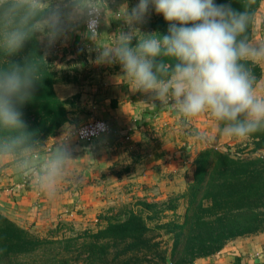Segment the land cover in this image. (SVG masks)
<instances>
[{"label": "clouds", "instance_id": "obj_1", "mask_svg": "<svg viewBox=\"0 0 264 264\" xmlns=\"http://www.w3.org/2000/svg\"><path fill=\"white\" fill-rule=\"evenodd\" d=\"M241 5L239 11L214 0H139L130 9L126 2L113 8L109 0H0V163L10 162L50 199L67 178L73 158L66 137L51 147L42 144L26 130L20 111L45 76L46 59L35 52L22 63L8 58L33 39L51 46L81 24L96 44L95 63L118 62L131 90L150 94L149 106L158 101L171 108L182 125L209 114L223 124L218 132L225 138L264 130V82L255 72L264 66V38L254 37L264 31V13L256 0ZM150 6L170 22L167 34L137 27ZM113 20L123 21L128 31H99Z\"/></svg>", "mask_w": 264, "mask_h": 264}, {"label": "trees", "instance_id": "obj_2", "mask_svg": "<svg viewBox=\"0 0 264 264\" xmlns=\"http://www.w3.org/2000/svg\"><path fill=\"white\" fill-rule=\"evenodd\" d=\"M261 1L256 0L257 7ZM214 2L243 10L241 0ZM169 26L170 22L159 21L155 33L167 34ZM33 52L43 56L35 39L8 59L22 63ZM56 81L48 65L32 98L20 106L26 130L35 139L40 137V142L67 122L64 104L53 89ZM249 137L264 141V130ZM249 157L235 156L228 149L203 148L191 160L195 163L193 183L188 188L191 218L184 225V238L179 240L176 234L170 258L161 243L155 242V231L166 229V225L150 228L141 211H126L124 220H109L105 228L95 234L86 231L83 238H39L0 213V264H193L199 258L211 257L230 240L264 232V156Z\"/></svg>", "mask_w": 264, "mask_h": 264}, {"label": "crops", "instance_id": "obj_3", "mask_svg": "<svg viewBox=\"0 0 264 264\" xmlns=\"http://www.w3.org/2000/svg\"><path fill=\"white\" fill-rule=\"evenodd\" d=\"M109 3L111 7L116 8L122 4V1L109 0ZM122 23L123 21L113 20L109 27L101 25L99 31L112 35L122 30ZM85 33L84 26L81 24L77 31L68 33L66 42L61 43L53 51L51 50L48 56L51 59L50 65L56 71L60 83L63 79L69 85L74 84V81L80 82L81 70L77 68H83L84 65L92 66L93 60L89 58L84 60L82 57L98 51L96 44L88 39ZM254 37L264 38V31L254 32ZM259 68L262 73L261 81L264 82V66H259ZM87 73L94 74L93 71ZM94 76L95 74L86 77L87 80H91ZM60 83L55 90L62 92L63 86ZM128 89L134 94L121 92L122 94L111 95V99H122L114 107L109 105L110 98H107L103 105H95L96 118L106 121L111 130L99 142L98 149H89L91 152H86V150H81L75 142H65L73 161L69 165L67 184L64 186V180L60 183L55 198H48L33 186L21 196L3 192L0 195V212L20 225L34 223L44 229V227H52L55 224L56 215L60 211H67L71 202L76 200L73 192L71 195L69 191L80 188L82 196H78L79 201L84 209L91 213L94 211L92 209L100 210L104 203H107L104 198L99 200L96 195L107 198L117 193V189L122 185L120 179L133 178L131 179L133 182L137 180L148 182L156 179L158 173L165 171L171 173L173 169H180L181 166L176 165V162L183 160H179V157H176L177 161L171 159L173 148L178 145V142L182 144L186 139L182 135L180 123L177 122L178 115H164L163 107H160L158 101L156 107L146 104L152 102L150 94L132 91L130 86ZM124 98L125 101H123ZM87 102L92 104L90 98ZM155 115H158L159 119ZM133 121L136 122V130L132 133L130 141L125 142L123 135L126 133V127ZM66 128L68 126L62 127L64 130ZM122 164L123 169H120ZM3 166L8 170L0 172V177L3 178L4 174L8 175L12 171L16 175L13 178L9 175V183L17 184L22 176L11 170L5 163H0V167ZM130 166L131 170L123 171ZM97 167L99 171L95 170ZM87 168L96 173L89 172L85 176ZM100 177L104 178L103 182ZM8 186L4 179L0 180V188L5 190L10 188ZM193 264H264V232L237 238L215 255L199 258Z\"/></svg>", "mask_w": 264, "mask_h": 264}, {"label": "rangeland", "instance_id": "obj_4", "mask_svg": "<svg viewBox=\"0 0 264 264\" xmlns=\"http://www.w3.org/2000/svg\"><path fill=\"white\" fill-rule=\"evenodd\" d=\"M120 1H122V3L126 2L130 9L132 7H135L139 3V0ZM258 10L260 13H264V0L260 2ZM162 18L163 15L157 14L154 7L150 6L149 11L145 16L144 22L137 25V27L142 33H155V25L159 21L163 22L165 20L164 18ZM121 29L125 32L128 31L124 22L121 25ZM64 42H66V37L59 38L51 46H48L46 41H37L42 51L43 57H45L48 65H50L51 59H49L48 56L51 50L53 51L54 48L58 47L61 43ZM136 43L137 41L134 39L132 41L133 46H135ZM97 55L98 52L95 54H85L84 57H82L84 60H86L87 58L93 60L92 66L84 65L83 68H77L81 70L79 73L80 82L74 81V84L72 85L66 83L65 79H63L62 83H60L56 71L50 65L52 71L55 73V78L57 80L54 84L53 89L58 100L60 102H63L62 104H64L63 110L67 118V122L62 127L68 126V128L64 130L61 127L54 133L53 136H48L43 139L41 141L42 144H46L48 142L49 147H51L50 145L53 144V141H56V139L60 140L62 137L69 136L71 134L73 135V133L81 125L91 120L97 119L95 115V105H103V102L107 98H110L111 95L115 96V94H122L121 92H124V94L131 93V91L128 89V83L123 79L124 73L122 71V66L118 62L112 64H97L95 63ZM90 71H93L95 76L91 78V80H87L86 76L94 75L87 73ZM255 72L258 78L261 79L262 73L259 67L255 68ZM58 83L63 86V94L61 91L58 90V92L57 90H55ZM136 94L139 95L140 93ZM89 98L92 101L91 105L89 102H87ZM120 100H114L110 98L109 105H111V107H114ZM125 100L126 99L124 98L123 101ZM174 115L178 114L175 112ZM155 116L157 119H159L158 115ZM177 122L180 123L179 126L183 131L182 135L186 139L182 144L178 142V145L173 148L171 159L173 161H177L176 157H179V160H183L182 162H176V165L178 164L179 167L181 166L180 169H173L172 171H170L171 173H169L168 171L158 173L156 179H152L148 182H142L138 180L133 182L131 181V179L133 178H123V180L120 179L122 181V185H120V188L117 189V193L109 195L107 198H105V196L96 195L99 200H102L104 198L107 203H104L103 207L100 210H96L95 208L92 209L94 211L91 213L86 211L79 201V197L82 196L79 190L80 188L75 189V191H69L71 195L73 192L76 200L74 199V201L71 202V205L67 211H60L56 215L54 220V222L56 223L52 227H44V229L39 228L40 226H36L34 223H31V225L28 223H23L24 225H20L15 220L8 217L6 214L2 212L0 213L14 222L24 231L39 238H47L49 236H57L60 238H83L82 234L86 231H90L92 234H95L99 230L105 228L108 223L107 221L109 220H124L127 215L126 211H133L134 213L141 211L143 217L145 218V222L149 225L150 228H154L156 225H166V229L155 231L157 234L155 235V237L157 236L155 242L158 241L161 243L162 250H165L167 253L166 256L170 258L172 251H174V238H176V234L179 235V240L184 238V225L186 224L187 220L191 218V213L188 212V204L190 200L188 199V188L193 183L195 163L193 164L190 160L196 158L199 151L203 148H214L222 152L228 149V152L233 153L235 156L240 155L244 158L250 156L249 158H253L254 160L261 158L262 155L264 156V141H262L261 139H254L249 136L246 138H225L218 132V127H222L223 124H218V122L215 121L209 114L200 115L198 118L192 120V122L188 125H182L181 117L178 115ZM128 124L129 125H127L126 127V132L129 128H134L136 130L135 121H133L132 124L131 122ZM199 125L204 128L200 127ZM192 131L195 133V135L192 134ZM197 133L204 134V138H198V136L196 135ZM212 137H215V139H212ZM39 138L37 140H39ZM72 140L73 139L69 140L68 142L76 143V141ZM124 141L129 142L130 140ZM183 146L197 150L193 153L191 151L186 152ZM78 147L82 150L80 146ZM5 165L9 166L11 170L16 172L10 162L5 163ZM120 169H123V164L120 166ZM6 170L8 169H6L5 166L0 167V172H5ZM95 170L99 171L98 167L95 168ZM129 170H131V166L124 169L123 171ZM89 172L96 173L95 171L88 170L87 168L85 176L88 175ZM9 175L11 176L10 178H13L16 174L12 173L11 171V173H9L8 175L4 174L3 178L0 177V180L4 179L6 183H8V187H10H7L8 189H5L1 193L4 192L8 193L9 195L21 196L27 191V189L31 187L30 185L25 189H21L18 186L20 181L17 184L9 183ZM100 179L102 182L104 181V178L100 177ZM67 181V178L64 179V186L67 184ZM94 181L95 179L93 180V182ZM59 222H61V224H59V226H56V224H58ZM235 239L230 240L226 245H228ZM176 259L177 255L175 252L172 260L175 262Z\"/></svg>", "mask_w": 264, "mask_h": 264}, {"label": "built area", "instance_id": "obj_5", "mask_svg": "<svg viewBox=\"0 0 264 264\" xmlns=\"http://www.w3.org/2000/svg\"><path fill=\"white\" fill-rule=\"evenodd\" d=\"M85 32L87 31V25L83 24ZM101 27V26H100ZM100 30V28H99ZM163 113L166 114H174L175 111L168 107H163ZM103 126V130H101V127ZM110 127L104 120L101 119H94L91 120L83 125H81L77 130L73 133V135L65 136V142H68L69 140L73 139L76 141V144H78L82 150H89L94 149L99 146V142L102 140L103 137H105L110 132ZM135 131L134 128H129L128 131L123 135L124 140H130L132 137V133ZM192 134L195 135V133L192 131ZM186 152H193L197 149H190V147H185ZM33 186L30 181H27L25 178L21 177L19 187L22 189L27 188L28 186ZM4 191L3 188H0V193ZM56 223V222H55Z\"/></svg>", "mask_w": 264, "mask_h": 264}]
</instances>
